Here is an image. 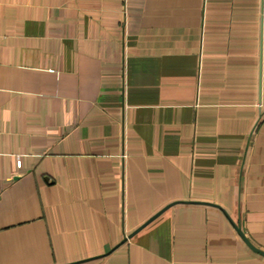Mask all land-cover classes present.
Segmentation results:
<instances>
[{
    "label": "crops",
    "instance_id": "1",
    "mask_svg": "<svg viewBox=\"0 0 264 264\" xmlns=\"http://www.w3.org/2000/svg\"><path fill=\"white\" fill-rule=\"evenodd\" d=\"M264 0H0V264H264Z\"/></svg>",
    "mask_w": 264,
    "mask_h": 264
},
{
    "label": "water",
    "instance_id": "2",
    "mask_svg": "<svg viewBox=\"0 0 264 264\" xmlns=\"http://www.w3.org/2000/svg\"><path fill=\"white\" fill-rule=\"evenodd\" d=\"M237 230H238V232L241 234V236L244 238V240L249 244V246H250L253 250H255L256 252H258V253L264 255V250H262V249H260V248H258V247H256V246H254V245L250 242V240L247 238V236L245 235V233L243 232V230H242L239 226H237Z\"/></svg>",
    "mask_w": 264,
    "mask_h": 264
}]
</instances>
